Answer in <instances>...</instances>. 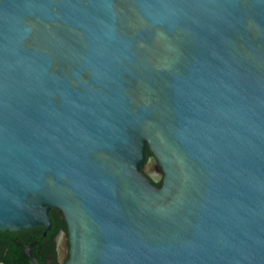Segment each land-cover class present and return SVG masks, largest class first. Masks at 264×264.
Segmentation results:
<instances>
[{
	"label": "water",
	"instance_id": "95a60500",
	"mask_svg": "<svg viewBox=\"0 0 264 264\" xmlns=\"http://www.w3.org/2000/svg\"><path fill=\"white\" fill-rule=\"evenodd\" d=\"M51 209L66 264H264V0H0V233Z\"/></svg>",
	"mask_w": 264,
	"mask_h": 264
},
{
	"label": "flooded vegetation",
	"instance_id": "af4514ba",
	"mask_svg": "<svg viewBox=\"0 0 264 264\" xmlns=\"http://www.w3.org/2000/svg\"><path fill=\"white\" fill-rule=\"evenodd\" d=\"M51 227L39 226L17 233H0V264H66L70 257L65 218L49 211ZM63 237V238H62Z\"/></svg>",
	"mask_w": 264,
	"mask_h": 264
},
{
	"label": "trees",
	"instance_id": "16d2710c",
	"mask_svg": "<svg viewBox=\"0 0 264 264\" xmlns=\"http://www.w3.org/2000/svg\"><path fill=\"white\" fill-rule=\"evenodd\" d=\"M146 155H147L148 158L151 157V153H150L149 149H147V151H146ZM154 185H155L156 187H160V186H161V183H154Z\"/></svg>",
	"mask_w": 264,
	"mask_h": 264
}]
</instances>
